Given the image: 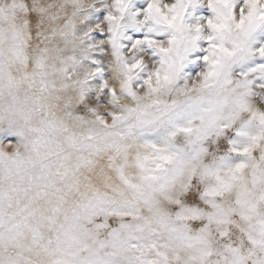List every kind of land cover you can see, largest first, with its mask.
<instances>
[{
    "label": "snow or ice",
    "instance_id": "obj_1",
    "mask_svg": "<svg viewBox=\"0 0 264 264\" xmlns=\"http://www.w3.org/2000/svg\"><path fill=\"white\" fill-rule=\"evenodd\" d=\"M0 264H264V0L0 6Z\"/></svg>",
    "mask_w": 264,
    "mask_h": 264
},
{
    "label": "rangeland",
    "instance_id": "obj_2",
    "mask_svg": "<svg viewBox=\"0 0 264 264\" xmlns=\"http://www.w3.org/2000/svg\"><path fill=\"white\" fill-rule=\"evenodd\" d=\"M9 2L10 0H0V6L6 5V3L8 4Z\"/></svg>",
    "mask_w": 264,
    "mask_h": 264
},
{
    "label": "bare ground",
    "instance_id": "obj_3",
    "mask_svg": "<svg viewBox=\"0 0 264 264\" xmlns=\"http://www.w3.org/2000/svg\"><path fill=\"white\" fill-rule=\"evenodd\" d=\"M4 4V3H3ZM7 4V3H6Z\"/></svg>",
    "mask_w": 264,
    "mask_h": 264
}]
</instances>
